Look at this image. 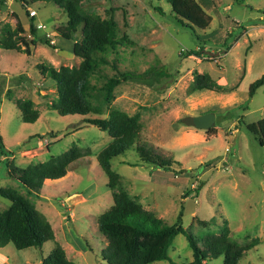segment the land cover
I'll return each mask as SVG.
<instances>
[{"label": "rangeland", "instance_id": "374dc122", "mask_svg": "<svg viewBox=\"0 0 264 264\" xmlns=\"http://www.w3.org/2000/svg\"><path fill=\"white\" fill-rule=\"evenodd\" d=\"M197 1L210 18L206 29L187 24L166 0L83 1L88 12L102 18L114 9L118 22V44L107 53L110 64L102 65L91 81L102 86L112 76L126 79L115 88L111 102H105L102 93L91 100L99 112L93 117H105L112 109L139 113L138 143L168 163L165 168L144 163L133 149L128 150L112 161L122 177L116 191L124 189L136 204L168 224L176 223L182 213L183 226L200 245L203 237L218 234L227 223L238 244L254 245L239 264H264V146L245 126L264 118V86L249 95L250 85L264 73V0ZM29 7L38 13L34 23L44 24L56 36V45L39 42L31 55L0 46V132L5 143L0 147V187L15 188L27 196L51 223L55 238L22 250L10 243L0 248V259L7 260L0 263L42 264L60 244L77 264H107L101 257L107 240L99 231L98 217L114 199L97 155L111 137L85 122L88 116H63L51 109L56 85L40 70L42 64L57 69L80 64L82 59L73 53L74 43L81 39L80 29L73 40L65 39L56 32L67 24L60 7L42 2ZM31 20L28 8L6 0L0 11V37L6 23L21 22L30 39ZM37 34L47 37L44 29L37 28ZM226 47L230 51L220 55L219 62L207 54ZM195 49H203L202 58L182 55ZM194 71L222 77L226 84L219 91L192 94ZM26 98L36 101L40 110L34 123L22 120L17 105ZM207 112L216 116L214 136L190 125L191 116ZM74 144L87 155L65 177L46 180L40 197L29 196L9 174V165L26 168L48 161ZM75 196L84 200L77 198L75 203ZM10 205L11 200L0 195V211ZM169 255L176 264L193 259L184 234L176 236ZM208 264H224L223 257Z\"/></svg>", "mask_w": 264, "mask_h": 264}, {"label": "trees", "instance_id": "16d2710c", "mask_svg": "<svg viewBox=\"0 0 264 264\" xmlns=\"http://www.w3.org/2000/svg\"><path fill=\"white\" fill-rule=\"evenodd\" d=\"M24 9L38 2L53 3L60 7L67 16V24L57 28V33L69 40L80 29V40L74 43L73 53L82 61L75 66H47L42 64L40 70L46 79H51L57 89V98L51 101V109L58 114L88 116L85 122L97 126L107 132L111 141L99 152L97 160L108 176L107 186L113 190V204L98 217L99 231L106 238L101 257L107 264H152L160 260H168L176 264L169 255V249L179 234H184L193 252V259L185 264H208L212 259L223 257L224 264H239L246 252L254 247L252 244L240 245L230 235V228L225 223L218 234L209 233L198 239L187 231L181 222L182 213L174 224H168L163 218L145 210L136 204L130 194L124 189L115 190L122 184V177L112 168L113 159L124 155L133 149L140 161L158 167H167L168 163L152 154L146 147L138 143L140 138V114L130 115L119 109L110 110L105 117L98 114L92 99L103 94L105 102L114 98L115 88L125 78L112 76L102 86L91 81V77L100 73L102 65L110 64L107 53L118 44L116 35L118 22L111 9L108 18H102L97 13L88 12L84 8V0H16ZM173 12L185 20L190 26L206 29L210 18L197 0H166ZM6 0H0V11ZM32 17L29 27L31 38L25 35L26 29L21 22L16 26L6 23L1 28L0 46L7 50H16L31 55V48L39 42L52 48L50 39L41 38L37 34V26ZM226 49H229L226 47ZM203 49L190 50L183 56L203 57ZM206 52V51H204ZM214 60V58H212ZM113 64V63H112ZM113 66H116L114 63ZM124 76V75H123ZM264 86V74L250 85L249 95L253 96L259 87ZM222 86L209 73L193 72V80L189 92L202 90L219 91ZM10 95V90L9 94ZM18 108L22 120L34 123L40 117L32 99H19ZM92 115V116H89ZM246 129L254 134L260 145L264 146V118L257 122L245 124ZM215 133V127L208 130ZM0 147L4 148L3 137L0 134ZM87 155L81 147L74 144L70 149L48 161L32 163L26 168L9 165V174L18 180L27 194L37 195L47 179H60L76 167V162ZM205 183L198 188L199 192ZM0 195L11 200V205L0 211V248L12 243L17 249L41 247L46 241L55 238L51 223L37 209L35 204L15 188L0 187ZM3 264V263H0ZM42 264H77L67 257L65 249L56 244Z\"/></svg>", "mask_w": 264, "mask_h": 264}, {"label": "water", "instance_id": "95a60500", "mask_svg": "<svg viewBox=\"0 0 264 264\" xmlns=\"http://www.w3.org/2000/svg\"><path fill=\"white\" fill-rule=\"evenodd\" d=\"M226 50L223 51H208L207 54L212 57L216 58L219 57L221 54H224ZM191 123L190 125L194 126L197 129L202 130H209L210 128L216 125V116L213 112H207L200 115L191 116ZM194 179V178H193ZM192 181H190L189 188L191 189Z\"/></svg>", "mask_w": 264, "mask_h": 264}, {"label": "crops", "instance_id": "0c3cea01", "mask_svg": "<svg viewBox=\"0 0 264 264\" xmlns=\"http://www.w3.org/2000/svg\"><path fill=\"white\" fill-rule=\"evenodd\" d=\"M230 49V48H229ZM229 49H226V52L225 53H227V52H229L230 50ZM224 53V54H225ZM222 55V54H221ZM219 60H220V56L216 59V60H214V61H218L219 62ZM200 72V71H199ZM200 73H204V72H200ZM264 74V73H263ZM215 77V76H214ZM212 77L213 79H215L220 85L221 84H226V81L224 80V79H222V77L220 78V77ZM192 80H193V76H192ZM235 88H237L236 86H232V89H235ZM211 91H216V90H211ZM193 94V93H192ZM194 94H195V92H194ZM192 96H194V95H192ZM34 102H36V101H34ZM36 104V103H35ZM216 126V125H215ZM214 126V127H215ZM216 129H217V131L215 132V133H212V136H214V135H216L217 133H218V127H216ZM0 134H1V132H0ZM3 140H4V138H3ZM5 144V143H4ZM71 171V170H70ZM69 171V172H70ZM68 172V173H69ZM67 173V174H68ZM65 177V176H64ZM63 178V177H62ZM61 179V178H60ZM47 180H51V179H47ZM78 198V200H80V201H82V200H84V197L83 196H75V197H72V199L73 200H75V201H73V202H75L76 203V199ZM0 261H2L3 263L4 262H6L7 260L5 259V257H1V259H0Z\"/></svg>", "mask_w": 264, "mask_h": 264}, {"label": "built area", "instance_id": "2783aa9c", "mask_svg": "<svg viewBox=\"0 0 264 264\" xmlns=\"http://www.w3.org/2000/svg\"><path fill=\"white\" fill-rule=\"evenodd\" d=\"M28 11H29L30 17L36 18L37 14H38L36 9L28 7ZM35 24H36L38 29H44L45 30L47 38H49L51 44L55 46L56 45V36L54 34H52L49 30H47V27L44 24L39 23L37 21Z\"/></svg>", "mask_w": 264, "mask_h": 264}]
</instances>
